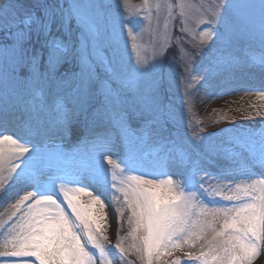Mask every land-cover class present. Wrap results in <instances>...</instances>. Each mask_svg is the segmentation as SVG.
Segmentation results:
<instances>
[{
  "label": "snow or ice",
  "instance_id": "obj_1",
  "mask_svg": "<svg viewBox=\"0 0 264 264\" xmlns=\"http://www.w3.org/2000/svg\"><path fill=\"white\" fill-rule=\"evenodd\" d=\"M257 11L264 46V0H215L199 33L200 55L208 56L193 60L189 70L196 91L228 94L217 89L232 82L233 44L250 33ZM126 29L132 35L130 18L100 0H37L28 8L0 0V204L4 196L14 200L8 219L16 218L0 242V258L7 264H112L102 198L110 193L118 226L128 213V236L142 264L197 244L198 254L185 253L186 264H253L264 252V131L256 155L247 151L250 132L220 139L231 153L207 142L215 133L178 146L163 134L175 118L165 102L175 60L167 70L161 53L132 60ZM251 64L264 92V47ZM13 123L18 130L9 132ZM74 125L83 126L95 150L86 167L68 175L58 163L67 153L55 141ZM101 126L105 131H96ZM221 156L227 163L212 171L209 161ZM80 194L90 197L87 204ZM114 247L124 254L119 241Z\"/></svg>",
  "mask_w": 264,
  "mask_h": 264
},
{
  "label": "rangeland",
  "instance_id": "obj_2",
  "mask_svg": "<svg viewBox=\"0 0 264 264\" xmlns=\"http://www.w3.org/2000/svg\"><path fill=\"white\" fill-rule=\"evenodd\" d=\"M18 2L23 8H28L34 5L37 0H18ZM100 2L109 5L113 13H121L130 18L132 35H129L127 29L124 33L128 42L126 55L129 58L132 60L151 59L154 54L161 53L165 70L175 60L176 72L173 82L171 87L165 90V102L175 113V118L166 126L169 130L168 133H164L165 136L177 138L180 142V144L177 142L179 146L185 144L186 141H194L198 136L215 133L214 136L209 137L207 142L214 147H219L222 152L231 153L230 146L221 144L220 139L235 132H250L254 133V140L249 142L247 151L251 155L258 154L259 134L264 131V98H262L264 92L260 91L261 74L251 64V57L259 55L264 47L261 42L258 11L250 22V33L233 44L231 54L238 64L237 70L229 85H223L217 89L228 94L213 98L205 96L203 89L195 90L198 82L189 75V70L193 60L199 61L208 56L207 52H204L203 57L200 55L202 45L199 33L205 28L202 21L211 14L215 0H147V3L145 0H100ZM248 2L258 3V0H248ZM157 3L161 5L159 10L156 7ZM181 28L183 31L180 30ZM3 41L4 35L0 34V42ZM252 43L256 45H252ZM133 44L135 48L132 47ZM161 46L163 47L161 48ZM250 88L256 90H245ZM54 98L55 92L51 96V99L54 100ZM258 112L260 115H257ZM6 127L9 132H16L19 126L13 123ZM106 127L101 126L96 131L104 132ZM132 127H136L135 122L132 123ZM220 129H224V131H219ZM110 131L113 140L118 141L116 130L110 129ZM185 132L187 133L185 134ZM86 135L82 125H74L64 134L63 139L55 141L67 153L58 161L64 173L72 175L76 170L89 164L95 149L92 143L86 142ZM91 139V137H87V140ZM209 163L213 166L211 170L215 171L224 166L227 161L221 156L218 160H212ZM171 170L174 173L177 172L175 167ZM234 171L239 172L241 169ZM253 178L260 177L254 176ZM211 187H217L215 182H212ZM88 190L93 191L94 195L96 194L91 186ZM78 198L84 204H87L90 199L85 194H80ZM102 198L108 205L105 209L108 218L103 222L108 240L104 243L111 250L109 259L112 264H142L140 254L132 247L133 239L128 236L130 231L126 223L128 213H124V223L122 226H118L114 211L117 206L115 197L109 193ZM2 199L3 203L0 204V242L6 238L12 224L16 222V218L11 221L8 219L13 211L11 204L14 203V200H9L7 196ZM60 199L63 200L62 196ZM200 199L205 203L209 201L206 194H202ZM217 202L221 203V201ZM63 207L67 208L66 203L63 204ZM96 207L98 208V206ZM118 241L125 250L123 255L114 247ZM199 251V244L192 248L184 247L182 250L174 251L171 256H162L156 264H171L177 258L181 260L182 264H186L185 253L198 254ZM0 264H7L6 259L0 258ZM187 264H191V262H187ZM253 264H264V252Z\"/></svg>",
  "mask_w": 264,
  "mask_h": 264
},
{
  "label": "trees",
  "instance_id": "obj_3",
  "mask_svg": "<svg viewBox=\"0 0 264 264\" xmlns=\"http://www.w3.org/2000/svg\"><path fill=\"white\" fill-rule=\"evenodd\" d=\"M0 34H2V33H0Z\"/></svg>",
  "mask_w": 264,
  "mask_h": 264
}]
</instances>
